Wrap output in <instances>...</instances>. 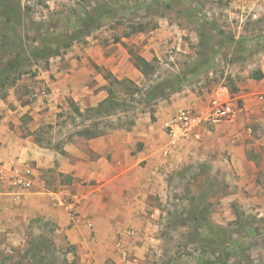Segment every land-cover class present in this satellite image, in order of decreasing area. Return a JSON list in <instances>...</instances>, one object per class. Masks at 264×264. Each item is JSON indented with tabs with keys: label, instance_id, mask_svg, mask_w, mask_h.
Listing matches in <instances>:
<instances>
[{
	"label": "rangeland",
	"instance_id": "obj_1",
	"mask_svg": "<svg viewBox=\"0 0 264 264\" xmlns=\"http://www.w3.org/2000/svg\"><path fill=\"white\" fill-rule=\"evenodd\" d=\"M261 11L254 19L253 13L227 0H0V98L21 79L48 69L52 60L72 48H84L87 37L99 33L106 41L125 36L129 50L139 54L145 49L152 56L154 70L147 76L142 73L136 82L145 91L167 85L163 98L157 94L132 101L127 111L98 119L100 128L118 120L132 124L137 113L153 114L159 103L176 93H193L205 104L190 108L202 111L220 84L228 86L241 107L235 79L248 75V59L252 62L263 44L245 43L264 29ZM156 29L167 39L148 47ZM233 63L243 68L233 72ZM105 77L108 85L116 76ZM95 120L78 115L70 103L56 129L46 126L41 136L48 142L53 131L60 144ZM215 150H210L211 164L199 166L197 159L178 173L172 195L161 203L165 214L153 234L158 240L146 251V264H264V147L248 152L260 164L256 171L244 164L246 175L230 164L225 150ZM254 172L257 183L252 186ZM55 229L46 219H31L16 234L0 233V264H74V252L76 264H89ZM42 247L48 258L38 262L34 253Z\"/></svg>",
	"mask_w": 264,
	"mask_h": 264
},
{
	"label": "crops",
	"instance_id": "obj_2",
	"mask_svg": "<svg viewBox=\"0 0 264 264\" xmlns=\"http://www.w3.org/2000/svg\"><path fill=\"white\" fill-rule=\"evenodd\" d=\"M250 4L257 8L253 18L259 19L264 0H250ZM166 37L162 29L152 31L148 47L158 46ZM250 37L245 43L263 44L253 51L255 59H248V75L235 79V97L241 101L237 119L217 125L202 141L185 146H171L167 124L178 109L205 104L193 93L179 97L176 93L159 103L153 114L137 113L132 124L114 121L98 137H87L78 130L58 144L51 131L50 140H43L44 127L56 129L61 112L70 103L83 113L108 96L106 74L141 80L142 72L124 46L125 36L109 41L99 33L88 36L84 48H72L63 58L52 60L48 69L21 79L0 98V161L31 184L0 190V233L9 237L31 219H46L89 264H106L107 260L146 264V251L158 240L153 234L165 214L161 203L172 195L181 170L197 159L199 166L211 164L210 150L218 147L243 174H247L244 164L254 171L259 168L260 163L248 152L264 147V29ZM139 54L151 60L147 50ZM233 67V72L243 68L236 63ZM44 88L49 90L47 97L40 94ZM253 174L249 183L255 186ZM130 229L135 233L127 236ZM120 243L131 259L122 257Z\"/></svg>",
	"mask_w": 264,
	"mask_h": 264
},
{
	"label": "built area",
	"instance_id": "obj_3",
	"mask_svg": "<svg viewBox=\"0 0 264 264\" xmlns=\"http://www.w3.org/2000/svg\"><path fill=\"white\" fill-rule=\"evenodd\" d=\"M236 4L243 12L254 13L255 8L249 0H227ZM205 18L212 21L210 13L203 10ZM254 15V14H253ZM212 73V72H211ZM40 94L49 96V90L44 88ZM241 107L235 101L231 90L225 84L218 85L211 95L207 106L202 111L194 108L183 107L178 109L167 124L168 136L171 146H185L191 142H200L205 135L219 124H231L235 122ZM169 153V149L164 151ZM31 169H26L30 174ZM31 182L27 177L19 176L13 169L0 161V190L1 189H24L30 186ZM70 210L74 211V203L69 202ZM135 230L127 231V236H132ZM120 252L124 259L129 257L127 247L120 243Z\"/></svg>",
	"mask_w": 264,
	"mask_h": 264
},
{
	"label": "trees",
	"instance_id": "obj_4",
	"mask_svg": "<svg viewBox=\"0 0 264 264\" xmlns=\"http://www.w3.org/2000/svg\"><path fill=\"white\" fill-rule=\"evenodd\" d=\"M130 54L134 59L136 67L145 76L149 75L150 71L154 70L152 62L148 61L140 54H136L131 50ZM119 86H121L120 89H118ZM106 88L108 91V96L97 106L86 108L82 113L80 108L74 104L75 111L78 115L81 116L82 114H84L87 119H96L90 127L80 130V134L87 137H98L104 135L108 131V128L111 127L113 122L108 123L106 126L107 128H100V122H98V119H109L112 116L116 115L118 112L127 111L129 107H131L130 103L132 101H136L137 103H139L141 101H144L145 98L154 99V96H157V94H161L163 98L167 85L156 84L145 91L143 89V86L138 85L136 82L129 78L119 79L117 77H114L113 80L110 81L108 85H106ZM135 94L140 96L138 100L134 98ZM128 97L130 98L128 99ZM71 249L73 252L75 249L74 246H72ZM44 250V247L36 250L37 252L34 253V259H36V261L38 260V262H40L48 258L47 254H42ZM75 260L77 259L76 253L74 252V264H76Z\"/></svg>",
	"mask_w": 264,
	"mask_h": 264
}]
</instances>
